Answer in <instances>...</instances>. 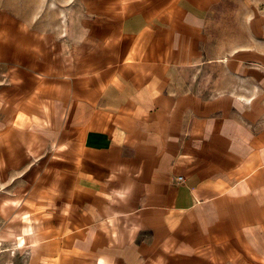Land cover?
<instances>
[{
  "label": "crops",
  "instance_id": "crops-1",
  "mask_svg": "<svg viewBox=\"0 0 264 264\" xmlns=\"http://www.w3.org/2000/svg\"><path fill=\"white\" fill-rule=\"evenodd\" d=\"M214 1L72 0L66 39L11 71L0 172L41 184L0 206L33 262L264 264V16L210 58Z\"/></svg>",
  "mask_w": 264,
  "mask_h": 264
},
{
  "label": "rangeland",
  "instance_id": "rangeland-1",
  "mask_svg": "<svg viewBox=\"0 0 264 264\" xmlns=\"http://www.w3.org/2000/svg\"><path fill=\"white\" fill-rule=\"evenodd\" d=\"M257 2L259 4L254 6L252 0H215L209 5L202 46L210 58H216L223 49L227 51L239 41L247 40L249 22L244 19L249 15L259 19L264 16V0ZM73 10L72 0H0V101L8 99L11 71L20 62L45 61L48 44L59 41L58 35L66 39ZM203 72L209 74V77H203L206 85L211 75L216 79L217 73L222 71L212 64ZM37 139V134H33L31 140ZM32 168L34 166L31 169L24 166L0 172V198L4 196L0 200L3 205L7 201L16 203L17 199L11 197L19 192L23 195L19 199L24 203V195L36 186L39 189L41 183L35 182ZM3 205L0 206V264H48L31 260L30 246L25 244L24 224L15 220L16 216L23 217L25 212L19 213L20 209L18 212L9 206L4 209Z\"/></svg>",
  "mask_w": 264,
  "mask_h": 264
},
{
  "label": "built area",
  "instance_id": "built-area-1",
  "mask_svg": "<svg viewBox=\"0 0 264 264\" xmlns=\"http://www.w3.org/2000/svg\"><path fill=\"white\" fill-rule=\"evenodd\" d=\"M182 179V177H178V180H181Z\"/></svg>",
  "mask_w": 264,
  "mask_h": 264
}]
</instances>
